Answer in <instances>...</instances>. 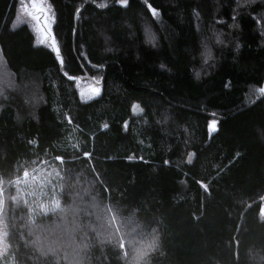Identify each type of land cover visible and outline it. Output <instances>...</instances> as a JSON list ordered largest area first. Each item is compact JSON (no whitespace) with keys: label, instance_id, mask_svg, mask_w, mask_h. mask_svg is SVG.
<instances>
[{"label":"trees","instance_id":"trees-1","mask_svg":"<svg viewBox=\"0 0 264 264\" xmlns=\"http://www.w3.org/2000/svg\"><path fill=\"white\" fill-rule=\"evenodd\" d=\"M20 1L0 0V264H129L71 212L92 199L141 226L136 264H264V202L245 212L264 196V0H48L56 47Z\"/></svg>","mask_w":264,"mask_h":264},{"label":"rangeland","instance_id":"rangeland-1","mask_svg":"<svg viewBox=\"0 0 264 264\" xmlns=\"http://www.w3.org/2000/svg\"><path fill=\"white\" fill-rule=\"evenodd\" d=\"M21 22H28L30 24L31 28L36 34V39L38 42L47 43L52 47H56L52 36L54 11L52 5L48 0H21L17 12L16 24H19ZM10 84V73L6 67L0 51V97L2 90L5 87L9 88ZM82 85H84L82 87V93L84 95L91 96L92 94L96 93L93 91L94 89H97V86L95 84L83 83ZM213 124L215 125L216 130V121L212 120L209 124L210 132H213L211 130ZM80 205L81 208L76 207L77 211L74 209V207L70 208L71 212H74L76 216H78V213L83 214L86 218L94 221L96 225L91 224L90 222L87 223L91 231L100 239L115 238L117 236L120 237L121 245L125 253L127 255H130L131 253V258L129 260L130 262L128 261L129 264H136V262H138L139 260L137 259L138 257H136L137 255L133 250L135 245L133 240L135 239V235L141 232V226L136 224L134 227H131L130 224L133 221L129 220L130 218L124 219L117 216L111 209L105 208L104 205L102 206L94 199H92L91 202L82 201ZM262 212L264 214V204L262 206ZM66 215L70 217V212H67ZM64 219L65 220L61 222H55L54 226H62L64 225L65 221L68 222L67 217H64ZM69 232V229L60 228L54 232L52 230H50L49 233L46 231V234L43 233L41 237L43 236V241L45 240V236L52 237L54 234L62 235V238H64L66 234H69ZM137 242H140V239H137ZM140 244L142 246H145V243L143 241H141ZM50 247L54 250V248H58V245L56 242H54ZM145 255L143 256V258L145 257ZM77 256L78 254L74 255L72 258L76 260Z\"/></svg>","mask_w":264,"mask_h":264},{"label":"water","instance_id":"water-1","mask_svg":"<svg viewBox=\"0 0 264 264\" xmlns=\"http://www.w3.org/2000/svg\"><path fill=\"white\" fill-rule=\"evenodd\" d=\"M91 2H92L91 0H87V1H86V4H85L84 6H86L87 4H89V3H91ZM76 29H77V23H76ZM263 97H264V93H262V94L260 95V97H259L256 101H258L259 99H261V98H263ZM256 101H255V102H256ZM136 106H138V109H137ZM144 112H145V110H144V108H143L141 102L135 101V102L132 104V107H131V116H132V117H138V116H141ZM260 202H264V196L261 197V198H259V199L256 200V201L250 203V204L246 207L245 212H246L250 207H252L254 204H256V203H260ZM243 218H244V213H243L242 216H241V220H240V223H239V227H238V231H237V232H239V228H240V226H241V224H242Z\"/></svg>","mask_w":264,"mask_h":264},{"label":"snow or ice","instance_id":"snow-or-ice-1","mask_svg":"<svg viewBox=\"0 0 264 264\" xmlns=\"http://www.w3.org/2000/svg\"><path fill=\"white\" fill-rule=\"evenodd\" d=\"M125 2H126V0H125ZM154 14H155V13H154ZM41 42H43V41H41ZM197 75H198V74H197ZM93 91L96 92V93H98L99 89L97 88V89H94ZM136 107H137V109H138V106H136ZM105 127H106V125H105ZM211 130H212V131H215V125H214V124L212 125Z\"/></svg>","mask_w":264,"mask_h":264}]
</instances>
